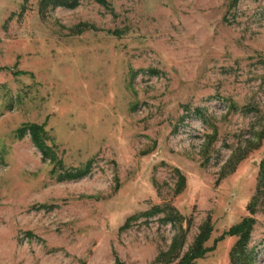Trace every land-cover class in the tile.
Segmentation results:
<instances>
[{"label":"rangeland","instance_id":"obj_1","mask_svg":"<svg viewBox=\"0 0 264 264\" xmlns=\"http://www.w3.org/2000/svg\"><path fill=\"white\" fill-rule=\"evenodd\" d=\"M263 160L264 0H0V264H264Z\"/></svg>","mask_w":264,"mask_h":264},{"label":"trees","instance_id":"obj_2","mask_svg":"<svg viewBox=\"0 0 264 264\" xmlns=\"http://www.w3.org/2000/svg\"><path fill=\"white\" fill-rule=\"evenodd\" d=\"M55 4H62V3H68L70 5H74L77 3L78 0H53ZM75 1V2H74ZM104 1V0H100ZM21 135L26 134L27 132L30 133L38 147L43 151L45 155H50L51 160L55 161L59 168L63 169L64 164L62 159L58 158L56 154H50L49 148L47 145H45L44 141V135L46 134V130L43 125L38 124L36 122H31L25 124V126L20 127L18 129ZM88 173V168H74L71 170L66 169L64 172L60 173V179H74L78 177H82ZM264 179V160L261 165L260 175H259V181ZM250 220L248 217H244L240 222L234 224L228 231L231 234H237L238 238L232 248L231 251V258L233 262H237L238 258H241L240 255L245 256V247L246 244L250 238V232H251V225L249 224ZM211 231V226H208L207 228L203 227V230L198 234L196 238V247L194 250H192L190 257L196 258L199 256H202L206 251L207 247L203 246L204 240L209 235V232ZM180 264H185L184 262Z\"/></svg>","mask_w":264,"mask_h":264}]
</instances>
